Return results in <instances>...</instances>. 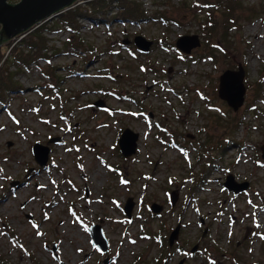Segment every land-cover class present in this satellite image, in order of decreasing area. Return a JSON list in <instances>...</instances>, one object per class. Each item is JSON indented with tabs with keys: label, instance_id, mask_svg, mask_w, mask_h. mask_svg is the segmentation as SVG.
I'll list each match as a JSON object with an SVG mask.
<instances>
[{
	"label": "rangeland",
	"instance_id": "obj_1",
	"mask_svg": "<svg viewBox=\"0 0 264 264\" xmlns=\"http://www.w3.org/2000/svg\"><path fill=\"white\" fill-rule=\"evenodd\" d=\"M197 1L141 0L150 20L137 24L80 20L78 48L57 16L50 59L9 60L19 89L0 98V264H264V0H240L227 32L206 29L215 9ZM187 36L201 45L183 54ZM229 70L245 73L238 111L218 95ZM126 129L140 136L131 158ZM37 143L50 149L43 167ZM229 175L248 191H228Z\"/></svg>",
	"mask_w": 264,
	"mask_h": 264
},
{
	"label": "water",
	"instance_id": "obj_2",
	"mask_svg": "<svg viewBox=\"0 0 264 264\" xmlns=\"http://www.w3.org/2000/svg\"><path fill=\"white\" fill-rule=\"evenodd\" d=\"M93 0H0V41L9 42L18 36H23L25 33L37 27L40 23L51 20L59 16L61 13L72 9L76 3L87 2ZM8 44V43H7ZM125 44H129L126 42ZM136 47L143 53L150 51L153 45L152 41L146 40L142 36H138L134 40ZM201 45L197 36L181 37L176 46L183 54H190L191 51ZM245 73L241 71H226L220 78V85L218 95L221 100L225 101L227 105L234 111H238L245 103V96L247 88L245 85ZM95 106L105 109L104 102L99 101ZM140 136L138 133L130 129H126L119 140V147L122 155L125 158H131L138 152V143ZM59 139H51L49 143H57ZM33 155L37 164L41 167L46 166L49 161L50 149L47 146L37 143L33 147ZM224 186L228 191L235 195L248 191L249 184L247 182L237 183L232 175L227 177V182ZM178 196L172 194L173 206L177 204ZM133 201L129 200L125 207V213L129 219L132 218ZM163 210L158 205L152 206L154 214H160ZM179 226L171 235L170 246L172 247L178 238ZM91 236L95 245L103 253L108 252V241L103 234L100 226H92L90 228ZM197 246L193 253L197 252ZM184 264V263H181Z\"/></svg>",
	"mask_w": 264,
	"mask_h": 264
},
{
	"label": "trees",
	"instance_id": "obj_3",
	"mask_svg": "<svg viewBox=\"0 0 264 264\" xmlns=\"http://www.w3.org/2000/svg\"><path fill=\"white\" fill-rule=\"evenodd\" d=\"M72 9L61 13L58 17L60 23L65 25L72 34V39L69 43L73 47H80L84 41L79 35V21L92 20L94 22L104 21L109 22L112 20L124 23H141L148 22L150 19L146 15V10L143 8L141 0H93L87 1L85 7L76 3ZM199 8H214L215 12L210 13L208 18L207 28L211 32H217L221 29L227 32L232 20L235 22L238 18L235 15L238 7H241L240 0H198ZM226 9L222 13V19H217L216 14L218 10ZM114 14L115 16L111 17ZM153 20L158 21L157 17ZM161 21L163 24H168L169 19L162 16ZM209 25V26H208ZM57 28L49 26V21L40 23L37 27L21 36L19 43L12 44L9 42L0 41V98L3 100L4 93L17 92L18 87L14 80V75L10 73L7 63L13 60L20 66L27 67L28 69L38 62L50 59V48L48 47L47 34L57 32ZM226 37V36H225ZM9 43V44H7ZM7 44V45H6ZM4 50H7L4 53ZM7 54V56H6ZM213 59L216 57H212ZM238 125V122L229 123L227 126V134L232 132V129ZM220 143V141H218ZM175 143V142H174ZM176 144V143H175ZM218 144L212 148H217ZM209 147L207 148V150ZM171 251V250H170Z\"/></svg>",
	"mask_w": 264,
	"mask_h": 264
},
{
	"label": "bare ground",
	"instance_id": "obj_4",
	"mask_svg": "<svg viewBox=\"0 0 264 264\" xmlns=\"http://www.w3.org/2000/svg\"><path fill=\"white\" fill-rule=\"evenodd\" d=\"M77 5V4H76ZM81 246V245H80Z\"/></svg>",
	"mask_w": 264,
	"mask_h": 264
},
{
	"label": "flooded vegetation",
	"instance_id": "obj_5",
	"mask_svg": "<svg viewBox=\"0 0 264 264\" xmlns=\"http://www.w3.org/2000/svg\"><path fill=\"white\" fill-rule=\"evenodd\" d=\"M199 250V249H198Z\"/></svg>",
	"mask_w": 264,
	"mask_h": 264
}]
</instances>
